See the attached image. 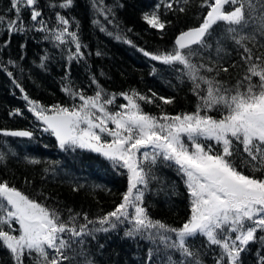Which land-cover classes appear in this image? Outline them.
Returning a JSON list of instances; mask_svg holds the SVG:
<instances>
[{
	"label": "snow or ice",
	"instance_id": "obj_1",
	"mask_svg": "<svg viewBox=\"0 0 264 264\" xmlns=\"http://www.w3.org/2000/svg\"><path fill=\"white\" fill-rule=\"evenodd\" d=\"M72 3L73 0H64L59 7L69 8ZM37 4L38 0H10V10L16 18L0 13V27L6 24L10 35L28 30L20 18L27 8L31 21L39 25L36 31L46 33L45 39L59 45H74L69 58L82 60L84 46L78 33L69 30V20L57 13L56 23L60 27H50L41 19ZM226 5L233 6L232 10L226 11ZM166 6L172 7L171 4ZM202 6L207 7L202 22L182 31L172 51L150 53L141 49L152 61L183 66L184 75L193 84V94L199 99L194 112L148 114L138 101H154L135 90L131 94H119L127 103L119 104L118 110L109 107L115 104L117 94H108L100 88L89 96L65 85L63 90L81 101L71 107H45L28 95L23 96L27 110L40 125L34 124L27 130H0V134L34 139L36 131L48 133L55 137L62 150L86 149L104 158L114 170H126L128 186L112 211L95 220L84 213V223L78 224L81 213L68 209L69 215L64 219L57 208L38 202L7 182H0V247L9 251L15 264H25L28 258H32L34 264H63L70 259L66 252L72 245L83 243L86 236L94 239L95 233H108L120 224L131 225L124 233L126 237H141L163 244L183 257L193 258L194 264L201 261L189 241L197 236L206 238L207 245L219 247L215 264H242L240 257L250 243L257 240L264 243V235H259L264 232V175L246 174L241 167V164L250 165L254 172L264 174V56L254 55L251 49L244 47L241 60L247 65L246 73L232 87L214 76L201 74V70L212 73L213 67L193 62L199 50L208 46L211 29L220 22L234 26L227 29L234 36L239 29H247L250 21L258 22L254 31L264 35V0L247 6L246 0H204ZM159 7L158 4L156 9ZM143 19L153 29L165 28L156 10L146 12ZM245 38L240 36L236 44L241 45ZM221 51L223 48L218 45L217 52ZM47 59L46 55L41 57V67H45ZM8 64L15 65V61L10 59ZM0 71L13 77L7 65L0 63ZM152 72L155 74L156 69ZM13 83L24 92L15 79ZM92 83H97L94 77ZM202 85H206V89ZM160 99L164 104L173 102L171 98ZM212 111L220 112V117L211 115ZM10 115L22 116L23 112L16 110ZM242 154L249 159L237 163ZM3 159L0 155V160ZM158 161L175 165L184 177L190 215L180 227H170L150 218L143 206L144 192L138 186H147L146 162L152 166ZM38 162L31 160V163ZM14 224L18 227H13ZM168 260L176 264L171 255ZM179 264L185 262L181 260ZM261 264H264V256Z\"/></svg>",
	"mask_w": 264,
	"mask_h": 264
},
{
	"label": "trees",
	"instance_id": "obj_2",
	"mask_svg": "<svg viewBox=\"0 0 264 264\" xmlns=\"http://www.w3.org/2000/svg\"><path fill=\"white\" fill-rule=\"evenodd\" d=\"M63 2L38 0L37 7L42 13L41 19L50 27H60L56 23L57 13L69 20V30L78 33L84 46L82 60L69 58L74 45H59L45 39L46 33L36 31L39 25L31 21L27 8L20 18L28 30L10 35L6 24L0 27V63L7 65V71L13 73V77H9L6 71H0V130H27L34 124L40 125L27 110V102L23 99L25 94L45 107L80 104L78 97L73 98L63 90L65 85L89 96L94 95L97 88L108 94H117L115 104L109 106L112 110L127 103L120 93L131 94L133 90L154 101H138L146 113L154 116L196 110L199 99L193 94V84L184 75L183 66L152 61L143 55L141 49L150 53L172 51L175 38L182 31L202 22L207 12V7L202 6L204 0H73L69 8L59 7ZM258 2L246 0V6ZM158 4L160 7L156 9ZM167 4L172 7L168 8ZM10 7V0H0V13L15 19ZM232 7L226 5L225 10H232ZM181 8L184 11H180ZM153 10L165 23L163 30L151 28L143 19L146 12ZM257 26L258 22L253 24L250 21L247 29H239L234 36L227 31L234 26L223 22L215 25L207 38L208 46L200 49L199 55L193 58L196 64L214 68L210 74L203 70L201 74L214 76L229 87L235 86L247 69L241 60L243 48L251 49L254 55L264 56V35L254 31ZM240 36L246 37L241 41L243 47L235 42ZM21 45H24L23 49ZM218 45L223 48L219 53ZM45 55L48 59L44 62L45 67H41V57ZM10 59L15 65L8 64ZM225 68L228 71H224ZM93 77L97 80L95 84L92 83ZM13 79L24 92L15 86ZM255 79L258 82V78ZM202 87L206 89V85ZM160 97L171 98L173 102L164 104ZM16 110L22 111L23 115H10ZM210 114L220 117L218 111ZM0 155L4 156L0 160V182H7L38 202L57 208L64 219L69 215L68 209L81 213L78 224L84 223V213L95 220L112 211L127 191L126 170H114L108 161L86 149L62 150L54 136L42 131H36L34 139L0 134ZM33 159L39 162L31 163ZM241 159L249 158L242 154L237 163ZM241 167L246 174L264 175L260 171L254 172L250 165L241 164ZM146 171L149 173L147 186L138 187L144 192L143 206L150 218L170 227H180L190 215L184 177L175 165L163 161L152 166L146 162ZM129 227L131 225L120 224L108 233H95L94 239L84 237L83 243L74 244L67 250L70 259L63 264H171L169 255L176 264L181 260L185 264H194L193 258L183 257L163 244L141 237H126L124 233ZM168 235L174 237L172 233ZM189 244L201 264H215L220 253L218 246L207 245L202 236L193 238ZM262 256L264 243L257 240L249 244L240 259L242 264H261ZM0 264H15L9 251L3 247H0ZM25 264H34V261L28 258Z\"/></svg>",
	"mask_w": 264,
	"mask_h": 264
},
{
	"label": "water",
	"instance_id": "obj_3",
	"mask_svg": "<svg viewBox=\"0 0 264 264\" xmlns=\"http://www.w3.org/2000/svg\"><path fill=\"white\" fill-rule=\"evenodd\" d=\"M193 28V27H192ZM190 29V28H189ZM189 29H187V30H189ZM187 30H185V31H187ZM176 39V38H175ZM11 131V130H10Z\"/></svg>",
	"mask_w": 264,
	"mask_h": 264
}]
</instances>
